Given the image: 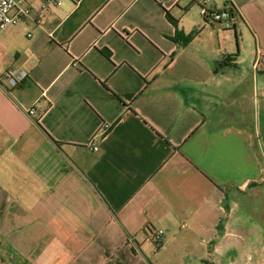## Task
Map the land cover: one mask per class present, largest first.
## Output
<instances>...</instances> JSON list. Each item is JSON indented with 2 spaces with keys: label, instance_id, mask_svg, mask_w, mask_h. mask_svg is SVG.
Wrapping results in <instances>:
<instances>
[{
  "label": "crops",
  "instance_id": "crops-1",
  "mask_svg": "<svg viewBox=\"0 0 264 264\" xmlns=\"http://www.w3.org/2000/svg\"><path fill=\"white\" fill-rule=\"evenodd\" d=\"M257 50L264 0H60L7 26L0 74L26 76L0 81V264H244Z\"/></svg>",
  "mask_w": 264,
  "mask_h": 264
},
{
  "label": "rangeland",
  "instance_id": "rangeland-1",
  "mask_svg": "<svg viewBox=\"0 0 264 264\" xmlns=\"http://www.w3.org/2000/svg\"><path fill=\"white\" fill-rule=\"evenodd\" d=\"M247 55L250 49L246 50ZM246 107L252 112V98L246 102ZM260 122L257 130V140L253 141L256 161L261 169L262 179L248 187L245 192L235 194L238 200V214L241 224L238 227L239 243L244 248V264H264V106L260 107ZM230 251L229 259H233ZM213 258V257H211ZM213 262L214 259H211ZM222 264H228L224 258ZM235 264V263H230Z\"/></svg>",
  "mask_w": 264,
  "mask_h": 264
},
{
  "label": "built area",
  "instance_id": "built-area-1",
  "mask_svg": "<svg viewBox=\"0 0 264 264\" xmlns=\"http://www.w3.org/2000/svg\"><path fill=\"white\" fill-rule=\"evenodd\" d=\"M31 1H36L32 5ZM60 5V0H0V33L7 27L14 25L23 18L28 17L30 13L39 17L51 9H56ZM200 17L209 20L211 23L223 22L226 28L230 27L231 14L227 10L206 12L203 8L200 10ZM252 66H260L264 69V51H256ZM26 73L18 68L8 67L0 74L1 86L4 90L17 87L25 78ZM28 115L34 113L33 108L26 110ZM109 124L102 123L99 127L100 132L105 131ZM88 148L95 150L96 146L90 138L87 142ZM161 231L153 233L154 250L158 248Z\"/></svg>",
  "mask_w": 264,
  "mask_h": 264
},
{
  "label": "trees",
  "instance_id": "trees-1",
  "mask_svg": "<svg viewBox=\"0 0 264 264\" xmlns=\"http://www.w3.org/2000/svg\"><path fill=\"white\" fill-rule=\"evenodd\" d=\"M228 11V10H227ZM229 13H231L230 11H228ZM188 38H190V36H188ZM188 38H185L184 40H187ZM219 65H227V62L224 60V59H221L218 63V66Z\"/></svg>",
  "mask_w": 264,
  "mask_h": 264
}]
</instances>
